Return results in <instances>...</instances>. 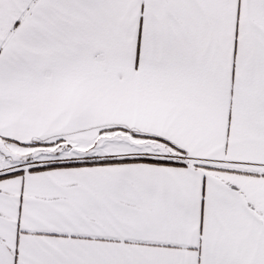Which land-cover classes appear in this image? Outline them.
I'll list each match as a JSON object with an SVG mask.
<instances>
[{"label": "snow or ice", "instance_id": "obj_1", "mask_svg": "<svg viewBox=\"0 0 264 264\" xmlns=\"http://www.w3.org/2000/svg\"><path fill=\"white\" fill-rule=\"evenodd\" d=\"M0 264H264V0H0Z\"/></svg>", "mask_w": 264, "mask_h": 264}]
</instances>
